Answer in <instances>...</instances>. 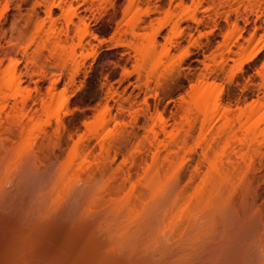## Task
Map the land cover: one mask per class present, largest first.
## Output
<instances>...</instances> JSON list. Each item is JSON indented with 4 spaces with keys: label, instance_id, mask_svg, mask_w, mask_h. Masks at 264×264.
Returning a JSON list of instances; mask_svg holds the SVG:
<instances>
[{
    "label": "rangeland",
    "instance_id": "1",
    "mask_svg": "<svg viewBox=\"0 0 264 264\" xmlns=\"http://www.w3.org/2000/svg\"><path fill=\"white\" fill-rule=\"evenodd\" d=\"M34 2L0 17V264H264V1ZM205 84L228 114L188 109ZM191 130L119 188L153 133Z\"/></svg>",
    "mask_w": 264,
    "mask_h": 264
},
{
    "label": "bare ground",
    "instance_id": "2",
    "mask_svg": "<svg viewBox=\"0 0 264 264\" xmlns=\"http://www.w3.org/2000/svg\"><path fill=\"white\" fill-rule=\"evenodd\" d=\"M203 1V0H202ZM220 1V0H219ZM262 1V0H261ZM264 1V0H263ZM201 2V1H200ZM199 2V5L201 4ZM216 2V1H215ZM259 2V1H258ZM220 5V4H219ZM230 5V4H229ZM259 5V4H258ZM263 6V5H262ZM73 13L71 14V16H70V22H73L74 20H73ZM196 18V16L194 17V19ZM80 20H81V17H80ZM81 22H83L84 23V21L83 20H81ZM74 23V22H73ZM82 24V23H81ZM80 26V25H79ZM134 33H135V31H134ZM153 41H151V43L150 44H148V46H146L145 47V52L148 54L150 51H153L155 48H156V41H154L155 39H152ZM142 53L144 54V50H142ZM258 54H259V52H255V53H253L252 54V56H250V58H249V60H251L252 61V59H254V58H256L257 56H258ZM14 77V76H13ZM15 78V77H14ZM12 80H13V78H12ZM11 80V78H10V81L9 80H5L4 81V83L3 84H5L4 86H5V88H6V86H9V85H11V83H13V82H16V83H14V84H17V83H21V82H19L20 80H18V79H15V81H13V82H11L12 81ZM9 82H11L10 84H8ZM18 87H19V84L17 85ZM205 87H204V90L202 91V93H201V95L200 96H198V97H195V99L193 100V103H192V101H191V105L190 104H188V109L189 110H191L190 108H192L191 106H193V107H196L199 111H202L201 113H203V115H205V116H207L208 115V113H210L211 112V106H210V100H209V85H207V84H205L204 85ZM10 87V86H9ZM11 87H12V85H11ZM18 103V102H17ZM213 103V104H212ZM211 104L214 106V108H213V110L215 111V110H217V111H220V110H222L223 112H224V114L226 115V114H228L229 113V110H226L225 109V107H224V105L222 106V103L219 101V100H215L214 102H212ZM23 104H25V103H23ZM23 104H22V106H23ZM27 107V106H26ZM224 107V108H223ZM221 108V109H220ZM20 109V108H19ZM194 109V108H193ZM220 109V110H219ZM214 113V112H213ZM165 130V129H164ZM193 130H191L190 132H188V133H185V135L184 134H181V135H183V136H180V133L177 135H175V134H173V133H153V137H150V138H152V140H150V145H148V146H150L149 148L150 149H148L147 150V152L149 151V153H150V155L149 156H152V161H151V163H149L148 162V157H144V156H142L141 158H140V160L138 161V162H136L135 163V165H134V167L133 168H128L129 169V171H128V173L125 175V180H124V182L119 186V188H124L125 187V184H126V182H129L131 179H132V175H133V172L136 170V169H138V167H142L143 168V170L145 171V176H146V174H150L151 172H153V170L155 169V170H157V171H154V173H155V180H158L157 178V176H159L161 173H164L163 171H166V170H170L172 167H173V165H174V161H175V159L177 158V156H178V154H179V151L184 147V146H186L187 145V143H188V140L193 136V132H192ZM161 134H163V136L165 135L166 136V138L168 139V137L170 138V140H171V144H168V146L166 145V142H165V145L167 146L166 148H165V152L163 153L162 152V148H161V146H159L161 143H163L164 141H163V139L162 140H160L161 138H160V135ZM201 135V134H200ZM162 136V137H163ZM164 136V137H165ZM193 138V137H192ZM191 138V139H192ZM169 140V139H168ZM163 141V142H162ZM145 147V146H144ZM112 148V147H111ZM141 148V147H140ZM212 149H214L213 148V146L211 147V146H209V147H207V148H205V149H202L203 151H202V155H201V158L198 160V162H197V164H196V166L194 167V169H193V171H192V174H191V177H190V181H191V183H193L192 181H194L195 179H197L198 177L197 176H199L200 174H201V172H202V170H203V165L205 164V163H209V161H210V156H211V152H212ZM107 150H108V148H107ZM104 151H105V149H104ZM214 151V150H213ZM83 152V151H82ZM108 152V151H107ZM146 153V152H145ZM81 154V153H80ZM107 154V153H106ZM140 156V155H139ZM151 158V157H150ZM138 160V159H137ZM182 167V166H181ZM181 167H179V168H181ZM111 168V167H110ZM120 168V167H119ZM127 168V167H126ZM183 169V168H182ZM123 170V169H122ZM142 170V169H141ZM179 170V169H178ZM67 171V170H66ZM138 171V170H137ZM136 171V172H137ZM64 172V171H63ZM168 172V171H167ZM181 172V171H180ZM92 173V172H91ZM144 173V172H143ZM63 174V173H62ZM68 174V173H67ZM94 174V173H93ZM177 174V173H176ZM182 174V173H181ZM92 175V174H91ZM162 175V174H161ZM178 175V174H177ZM176 175V176H177ZM65 176V175H64ZM95 176V175H94ZM149 176V175H148ZM180 176V175H179ZM90 177H92V176H90ZM154 177V176H153ZM160 177V176H159ZM197 177V178H196ZM200 177V176H199ZM94 179V178H93ZM91 181H92V179H90ZM96 180V179H95ZM177 180V179H176ZM153 181H151V183H152ZM219 182H221V183H223L222 182V180L221 181H218V183ZM149 183V182H148ZM157 183V182H156ZM181 183V182H180ZM217 184V182L215 183V184H213L212 185V188L208 191V194H206L205 195V199H203L204 200V202H205V200H206V202L209 200H211L212 201V199H214V197L217 195V192L219 191L218 189H221V187H219V186H223V184ZM91 184V183H90ZM154 184V183H153ZM61 185V184H60ZM60 185H58V187L60 186ZM148 185V184H147ZM152 184H150V185H148V187H147V189L151 186ZM173 185H175V184H173ZM172 185V186H173ZM178 185V184H177ZM180 185V184H179ZM189 185H190V183H189ZM153 186V185H152ZM158 186V185H157ZM180 187V186H179ZM176 188V187H175ZM123 190V189H122ZM153 190H154V187H153ZM174 190V189H173ZM119 191H120V189H119ZM151 191V190H150ZM150 191H149V193H150ZM148 192V191H147ZM103 194V193H102ZM104 194H105V192H104ZM100 196H102V195H100ZM105 196V195H104ZM143 197H145V196H143ZM101 198V197H100ZM143 199V198H142ZM210 201V202H211ZM141 202V201H140ZM205 202V203H206ZM205 203H203V204H205ZM206 204H208V202L206 203ZM209 207H210V205H208ZM207 207V206H206ZM212 207V206H211ZM208 211V210H207ZM210 211H211V209H210ZM200 212V211H199ZM202 212V211H201ZM204 214V213H203ZM209 215V214H208ZM207 215H205V217H206ZM198 218V217H197ZM204 219V218H203ZM130 220V219H129ZM198 221H199V219H198ZM200 222V221H199ZM194 223V222H193ZM191 226H192V224H191ZM196 226V225H195ZM194 226V227H195ZM263 261H264V258H263ZM257 262V261H256Z\"/></svg>",
    "mask_w": 264,
    "mask_h": 264
},
{
    "label": "snow or ice",
    "instance_id": "3",
    "mask_svg": "<svg viewBox=\"0 0 264 264\" xmlns=\"http://www.w3.org/2000/svg\"><path fill=\"white\" fill-rule=\"evenodd\" d=\"M16 7H17V4H9L8 0H0V17L6 19L7 15H6L5 10L10 11L12 9H15ZM19 7L21 11L27 10L31 12V11H40L45 8H48V5L36 3L34 2V0H26V3L19 5ZM55 7H60V6L56 5ZM105 23H106V18L98 21V24L100 25L101 28L104 27ZM106 36H107V33L101 32L100 35L96 37V39L99 40V45L101 48L111 46V42L104 38ZM260 67L264 69V64H261ZM89 81H90V78H86L84 82L80 84V92L75 98L74 102H80L79 103L80 108H83L84 105H86L89 102L88 96L91 92V87H92Z\"/></svg>",
    "mask_w": 264,
    "mask_h": 264
}]
</instances>
